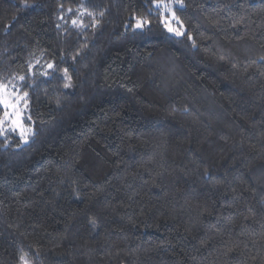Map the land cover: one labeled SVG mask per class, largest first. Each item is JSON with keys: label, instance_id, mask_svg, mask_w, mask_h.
Returning <instances> with one entry per match:
<instances>
[{"label": "trees", "instance_id": "obj_1", "mask_svg": "<svg viewBox=\"0 0 264 264\" xmlns=\"http://www.w3.org/2000/svg\"><path fill=\"white\" fill-rule=\"evenodd\" d=\"M157 2L0 0V264H264V0Z\"/></svg>", "mask_w": 264, "mask_h": 264}, {"label": "rangeland", "instance_id": "obj_2", "mask_svg": "<svg viewBox=\"0 0 264 264\" xmlns=\"http://www.w3.org/2000/svg\"><path fill=\"white\" fill-rule=\"evenodd\" d=\"M167 21V25L172 27L173 29H178L177 26L173 25L171 22L172 16L169 15L165 18ZM180 32L182 30L178 29ZM175 34V32H171ZM0 100H6L8 102V107H5L3 103H1L5 109V114L3 116V122L0 123V131L3 133L5 131H15L23 141L27 140L30 135V129L23 121V97L20 95L11 85H3L0 86ZM7 113V115H6Z\"/></svg>", "mask_w": 264, "mask_h": 264}, {"label": "snow or ice", "instance_id": "obj_3", "mask_svg": "<svg viewBox=\"0 0 264 264\" xmlns=\"http://www.w3.org/2000/svg\"><path fill=\"white\" fill-rule=\"evenodd\" d=\"M176 2H180V0H176ZM160 3H163V0H158L157 7L160 6ZM164 7L168 8V5L164 4ZM173 15H175V14L173 13ZM73 23H75V21H73ZM144 23H146V21L138 20L137 23H136V27L141 28V27H143ZM166 27H168V31L175 32V34L178 35V36L182 35V33L178 29H173L172 27L168 26L167 24H166ZM262 59H264V58H262ZM49 67H51V65H49ZM25 95H27V94H25ZM0 103H3L5 105V107L9 106L8 102L6 100H0ZM6 115H7V113H6ZM25 264H27V262H25Z\"/></svg>", "mask_w": 264, "mask_h": 264}]
</instances>
